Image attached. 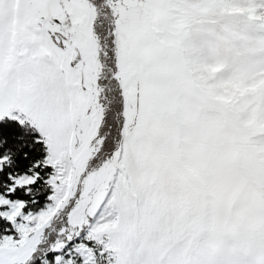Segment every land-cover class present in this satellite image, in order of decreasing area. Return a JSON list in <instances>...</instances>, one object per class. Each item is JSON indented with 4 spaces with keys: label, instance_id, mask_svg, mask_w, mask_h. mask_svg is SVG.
Returning <instances> with one entry per match:
<instances>
[{
    "label": "snow or ice",
    "instance_id": "6c2138e0",
    "mask_svg": "<svg viewBox=\"0 0 264 264\" xmlns=\"http://www.w3.org/2000/svg\"><path fill=\"white\" fill-rule=\"evenodd\" d=\"M0 264H264V0H0Z\"/></svg>",
    "mask_w": 264,
    "mask_h": 264
}]
</instances>
